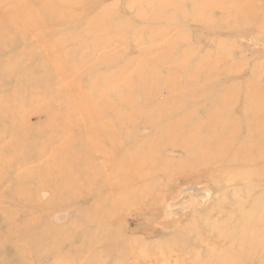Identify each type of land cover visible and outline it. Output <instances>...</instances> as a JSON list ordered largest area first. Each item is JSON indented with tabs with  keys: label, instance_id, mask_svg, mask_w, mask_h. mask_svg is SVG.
I'll use <instances>...</instances> for the list:
<instances>
[{
	"label": "rangeland",
	"instance_id": "374dc122",
	"mask_svg": "<svg viewBox=\"0 0 264 264\" xmlns=\"http://www.w3.org/2000/svg\"><path fill=\"white\" fill-rule=\"evenodd\" d=\"M174 124L237 154L169 214ZM263 149L264 0H0V264H264Z\"/></svg>",
	"mask_w": 264,
	"mask_h": 264
},
{
	"label": "bare ground",
	"instance_id": "6f19581e",
	"mask_svg": "<svg viewBox=\"0 0 264 264\" xmlns=\"http://www.w3.org/2000/svg\"><path fill=\"white\" fill-rule=\"evenodd\" d=\"M167 115L168 114L159 113L156 116L158 117L157 119L159 120H165L166 118H168ZM180 125L174 124L173 127H167L166 129H163L165 128L164 126L156 125L154 133L151 135V138L148 139L147 141L149 142L148 146L144 149L140 148V150L138 151L139 156L144 154L145 157L150 156V158L155 154H161L162 150H166V152L168 151V153L169 152L170 153L181 152L182 156H184L180 159V161L183 160L182 163L184 164V166L181 165L180 167H173V170L172 169L169 170L167 168L164 169L166 172V178L170 181H173L172 191H170V188H169V191L170 193H172V195L170 199L166 202V204L168 203L167 208H169V211H168L169 214L175 213L177 210L181 208L182 209L198 208L197 206L199 205V198H197V196L200 194V192H198L197 190L196 191L195 190L194 191L183 190V191H179L178 193H176L174 190L176 189L177 186L180 185V183L187 182L191 179H195L196 177H205V175H207V172H209V169H212L213 166L215 168L216 166L219 167V165L222 166L221 163L231 166L229 160L235 154H237L236 152L233 151V148L229 147V146H232V144H227L225 141L219 142L221 144L219 143L214 144L213 141L212 143H209V140L206 138V136L204 137L203 135H200L197 132V130L192 129V130L186 131ZM229 125H233V124L226 122L224 126L226 127ZM211 130L215 131L211 134H216L218 138H222L224 136H226L227 138L230 137L227 132L219 133L220 129H218L216 126L215 127L209 126L207 129L208 131L207 133L210 134ZM220 134H223V135H220ZM250 153L251 151L246 150V149H243L241 151V155L243 158L250 156ZM259 163H260L259 161H255V164H259ZM263 166H264V160H263ZM118 168L121 169L124 167L119 166ZM217 173L221 174L222 171L218 170ZM216 175H219V174H216ZM237 175L238 174L236 173V169H235V171L230 172V174L227 176L236 177ZM209 179H211L213 183H216V184L219 183L218 176L214 178L212 177V174H211ZM113 180L114 182H112L111 187L115 186L117 189L120 188L121 191H129L128 184H130V182L126 181L124 178H119V179L114 178ZM249 180L250 179L248 178V176H246L244 182L249 181ZM132 191H135V189H133ZM108 210H111V209L109 208ZM139 212L140 211H138L137 214H139ZM32 225H36V223H34V220L28 221V223H25V222L23 223V227L25 228L24 233L28 234V239L30 243H34L35 245L39 244L40 246L42 244H45L46 240L50 238L49 235L51 234L40 235L39 236L40 240L38 241L40 243H35L33 241L34 237H31L28 231V228H30ZM121 226L122 228H126V226L124 225H121ZM114 232H116L119 238L123 237L122 240H124L123 243L122 242L120 243L117 240L116 242L118 243L116 244V246H124L127 243L131 245L130 248L134 246L135 243L129 239L127 240V238L124 236L123 233H120L119 231H114ZM52 237L56 238V235ZM244 241L245 240L240 242L241 245L243 244ZM57 242L58 243L60 242L62 244V242L64 241L60 240ZM233 242H237V240L236 241L234 240ZM61 246L62 245L58 247H61ZM227 248H229V251L227 250ZM227 248L225 249V253L227 254L228 257L218 259V257L215 254H212L211 260L213 261L209 260L208 264H237V261L239 260L238 256L241 255V253L237 252L232 244L228 246ZM84 251H87V250H84Z\"/></svg>",
	"mask_w": 264,
	"mask_h": 264
}]
</instances>
